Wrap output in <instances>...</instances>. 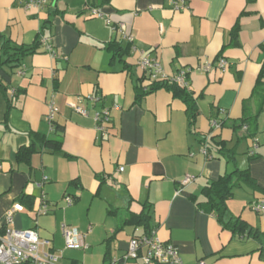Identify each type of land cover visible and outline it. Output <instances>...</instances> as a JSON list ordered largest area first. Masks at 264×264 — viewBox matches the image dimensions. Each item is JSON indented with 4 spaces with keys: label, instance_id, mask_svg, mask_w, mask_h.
Listing matches in <instances>:
<instances>
[{
    "label": "crops",
    "instance_id": "crops-1",
    "mask_svg": "<svg viewBox=\"0 0 264 264\" xmlns=\"http://www.w3.org/2000/svg\"><path fill=\"white\" fill-rule=\"evenodd\" d=\"M175 1L93 4L104 15L99 18L91 15L88 0H51L43 10L0 0V36L18 45L35 44L50 21L43 34L47 43L36 54L19 69H0V231L15 208L14 228L35 229L51 240L62 264H84L63 256L70 249L62 225L87 234V248L73 249L87 252L96 226L112 220L108 236L96 244L103 249L98 264H109L122 259L134 236L144 234L132 222L148 202L157 236L180 249L184 264H264V214L251 209L264 201V104L252 100L264 60V0H184L183 11L174 10ZM121 25L134 42L129 54L113 59L103 46H128ZM236 26L238 43L232 39ZM143 53L158 58L166 79L186 72L199 110L193 127L185 103L166 89L136 102L138 85L162 81L146 78L139 68ZM221 58L229 63L226 70L218 66ZM92 94L104 102L96 108L87 104L88 117L70 107ZM50 100L58 109L55 124L64 128L62 152L43 150L20 163L16 155L32 144L33 135L55 138L46 121ZM102 106L111 108L108 135L96 129L94 113ZM244 117L250 138L246 127L234 130ZM205 139L213 143L211 159L202 153ZM222 141L225 151L218 145ZM236 171H249L256 187L239 184L227 203L224 221L239 218L250 227L234 235L199 203L208 182ZM187 176L195 179L177 194ZM22 196L28 197L23 203ZM43 196L49 211L40 215ZM68 196L74 198L71 206Z\"/></svg>",
    "mask_w": 264,
    "mask_h": 264
},
{
    "label": "built area",
    "instance_id": "built-area-1",
    "mask_svg": "<svg viewBox=\"0 0 264 264\" xmlns=\"http://www.w3.org/2000/svg\"><path fill=\"white\" fill-rule=\"evenodd\" d=\"M25 9H46L51 0H16ZM186 9L184 0H176L174 2L175 11H183ZM90 13L93 17L103 18L104 15L98 8H90ZM109 23V21H108ZM120 33L129 41L133 43L134 39L131 34H127L125 25H121L118 29ZM43 44L47 43L44 37L41 39ZM48 53L54 58L57 57L51 46L47 47ZM149 78L162 79V81L169 80L175 81L181 86H188L186 72H180L178 76L173 79H166L163 69L159 64L158 58L152 54L143 53L138 63ZM218 66L221 70H226L229 66L227 60L221 58L218 61ZM203 71H208L210 67L207 65L201 68ZM25 73L23 69L19 71V75L23 76ZM104 102V98L100 95L92 94L87 97H80L78 104L71 105L70 107L74 112L82 116L88 117L90 115L87 104L96 108ZM58 113L54 100H50L48 104V113L46 121L50 129H54L55 115ZM96 129L102 135H108L112 128L111 108L102 106L94 113ZM258 144L254 143L249 155L255 157ZM202 153L209 159L207 145L202 146ZM124 168H120L123 172ZM195 178L187 176L181 182V188L177 194H181L184 187L193 182ZM48 180L47 178L44 179ZM44 182L38 183L39 187L43 186ZM68 206L74 203L71 197L65 198ZM251 209L256 213L264 214V201L257 202L252 205ZM48 204L46 197L41 199V206L38 213L45 215L48 213ZM15 208H11L5 215V227L0 231V264H57L62 258V254L54 251L52 241L49 239L41 238L39 232L35 229L18 230L13 227L15 220ZM62 234L65 241L66 249H86L85 243L87 234L79 231L74 227L62 225ZM131 262H140L142 264H184L181 257L180 249L173 245L164 243L157 236V229H154L150 235L134 236L128 245L127 252L122 259H113L109 264H128ZM197 264H207L205 261H199Z\"/></svg>",
    "mask_w": 264,
    "mask_h": 264
},
{
    "label": "trees",
    "instance_id": "trees-1",
    "mask_svg": "<svg viewBox=\"0 0 264 264\" xmlns=\"http://www.w3.org/2000/svg\"><path fill=\"white\" fill-rule=\"evenodd\" d=\"M88 1H91L92 6L95 8L97 7L94 5H98L99 7H101L104 5H108L112 2V0ZM49 24L50 21L44 23L42 32L38 36V41L29 47L18 45L10 39L5 38L4 36H0V69L4 67H9L13 70L19 69L25 59L36 54L43 45L41 39L44 37L43 34H45V31L46 29H48ZM237 37L238 27L236 26L232 31V39L238 43ZM103 48L111 52L113 55V59H115L116 57L129 54L132 49V44L129 43L128 46L124 48L121 43L111 42L103 46ZM261 50L264 53V43L261 45ZM162 88L172 92L176 98L181 99L185 103L187 107L186 113L189 117L190 127H193L195 125L196 119L199 116V110L197 105V99L195 98L193 92L188 86H181L180 84L172 80L155 81L152 83V85H150V87L147 88L138 85L136 88V102H141L148 94L153 93ZM252 100L258 101L261 107L264 104V60L262 63L261 71L256 81V85L253 90ZM261 109L262 108H260V112ZM248 120L249 119L246 117L242 118L239 121L238 125H234V130L246 127ZM246 129V138H250L252 134L249 132L248 127H246ZM51 133L54 134V139H49L47 136L41 134L33 135L32 144L29 147H24L20 149L17 153V161L20 163H30L32 157L35 154L43 152V150H46L50 153H61L63 147L64 128L61 126H56L55 124L54 129L51 130ZM202 144L207 145L208 155L212 157L210 150L213 143L205 139L202 141ZM218 145L221 146V151H225V142L222 141ZM242 183L248 184L252 187H256V183L251 178L249 171H236L232 174H226L224 176H221L216 181L208 182L202 192L204 200L199 203L200 206H203L209 212L215 214V216L218 218L219 222L222 223L224 228L231 231L234 235L245 234L250 230V227L239 218L235 219V221H230L229 223H226L224 221L225 216L228 213L227 203L233 197L234 189ZM27 198V196H22L19 201L23 203ZM150 208V204L146 202L144 204L142 213L138 217H135L133 222L131 221L133 224H135L136 227H142L145 235H150L151 232L156 229L153 228L151 225L152 217L150 214ZM250 234L257 236V234L253 231H251Z\"/></svg>",
    "mask_w": 264,
    "mask_h": 264
},
{
    "label": "rangeland",
    "instance_id": "rangeland-1",
    "mask_svg": "<svg viewBox=\"0 0 264 264\" xmlns=\"http://www.w3.org/2000/svg\"><path fill=\"white\" fill-rule=\"evenodd\" d=\"M101 219H104V216L101 217L99 215L98 220H101ZM110 221H112V220H109L107 222L106 227L103 226L102 221H101V223H99L98 226H96L97 227L96 234H93V233L91 234V235H94L92 239H94L95 242L94 243L87 242L88 245L91 247V249L89 251H87V252H84V251L76 252V251H73L72 249H70V251L66 252V254L64 255V252L68 251V250H65V248H64L63 256L66 258V260L78 259L81 263H84V264H98V262H99L98 258H100V256L102 255L103 249H98V246H96V244L98 242H102L108 236V231L110 230V227L112 226V222H110ZM93 232L95 233V230H93ZM84 253H87L89 255V257L86 256V260H85ZM57 264H62L61 260H59V262Z\"/></svg>",
    "mask_w": 264,
    "mask_h": 264
}]
</instances>
